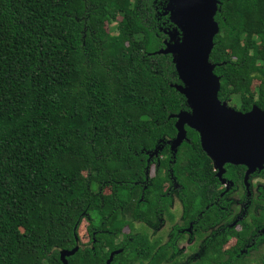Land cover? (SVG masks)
<instances>
[{
    "label": "trees",
    "instance_id": "trees-1",
    "mask_svg": "<svg viewBox=\"0 0 264 264\" xmlns=\"http://www.w3.org/2000/svg\"><path fill=\"white\" fill-rule=\"evenodd\" d=\"M217 1L218 99L264 111V0ZM169 4L0 0V264H62L76 248L67 264H166L134 225L147 227L170 176L194 196L214 180L197 132L171 150L172 116L190 108L176 56L160 53L182 40ZM243 170L228 164L226 176L241 185ZM82 223L106 231L88 254ZM240 260L207 249L197 264Z\"/></svg>",
    "mask_w": 264,
    "mask_h": 264
},
{
    "label": "flooded vegetation",
    "instance_id": "flooded-vegetation-1",
    "mask_svg": "<svg viewBox=\"0 0 264 264\" xmlns=\"http://www.w3.org/2000/svg\"><path fill=\"white\" fill-rule=\"evenodd\" d=\"M230 108L238 111L235 106ZM227 165L218 176L212 163L214 180L206 193L202 183L196 182L194 196L193 186H187L191 182L176 181L170 176L163 184L164 197L152 195L147 235L156 250L168 251L166 264H197L207 249L232 253L241 258L239 264H264V164L246 181L247 168L242 166L241 185L226 176ZM155 171L154 166L153 176ZM105 232L88 234L85 229L86 241L80 240L79 249L88 250L87 254L93 252L95 236ZM117 241L123 242V237ZM90 255L95 256V252Z\"/></svg>",
    "mask_w": 264,
    "mask_h": 264
},
{
    "label": "water",
    "instance_id": "water-1",
    "mask_svg": "<svg viewBox=\"0 0 264 264\" xmlns=\"http://www.w3.org/2000/svg\"><path fill=\"white\" fill-rule=\"evenodd\" d=\"M217 6V0H170L167 8L182 40L179 44L166 42V49L160 53L176 56V70L183 82L176 88L190 108V112L172 116L176 118L177 134L171 150L187 140L188 127L198 133L201 147L218 169V176L224 173L225 164L240 165L247 168L246 181L264 164V111L253 106L251 111L241 113L218 99L220 79L213 73L215 65L209 62L213 39L219 32L214 20ZM76 250L62 252V264H67L66 258ZM111 260L112 257L106 264Z\"/></svg>",
    "mask_w": 264,
    "mask_h": 264
},
{
    "label": "rangeland",
    "instance_id": "rangeland-1",
    "mask_svg": "<svg viewBox=\"0 0 264 264\" xmlns=\"http://www.w3.org/2000/svg\"><path fill=\"white\" fill-rule=\"evenodd\" d=\"M113 26H114V24H113ZM105 29L107 31H110L112 29V26H106ZM254 85H255V83H254ZM228 106L229 107L236 106L237 108L239 107V105H236L235 102L228 103ZM85 227H86V224L85 223H82V225H81V227L79 229V236L81 237L83 243L86 241L85 238H83L84 237L83 233H84ZM134 227H135L134 229L137 232H146L147 233V229H146V227L142 223H136L134 225Z\"/></svg>",
    "mask_w": 264,
    "mask_h": 264
}]
</instances>
